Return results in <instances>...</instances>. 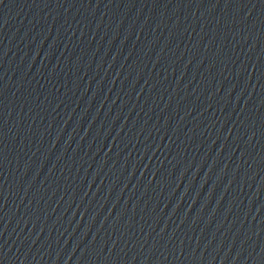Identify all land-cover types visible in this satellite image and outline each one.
I'll return each instance as SVG.
<instances>
[{
    "label": "water",
    "instance_id": "obj_1",
    "mask_svg": "<svg viewBox=\"0 0 264 264\" xmlns=\"http://www.w3.org/2000/svg\"><path fill=\"white\" fill-rule=\"evenodd\" d=\"M0 264H264V0H0Z\"/></svg>",
    "mask_w": 264,
    "mask_h": 264
}]
</instances>
